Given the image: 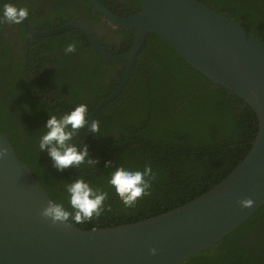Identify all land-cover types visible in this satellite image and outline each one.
<instances>
[{"label":"water","instance_id":"water-1","mask_svg":"<svg viewBox=\"0 0 264 264\" xmlns=\"http://www.w3.org/2000/svg\"><path fill=\"white\" fill-rule=\"evenodd\" d=\"M91 2L115 27L135 33L132 50L115 57L100 49L87 27L76 25L88 33L103 58L128 63L122 87L145 39L155 34L187 64L251 107L259 121L258 133L237 168L198 198L139 222L85 230L42 217L53 199L10 138L0 132V152H5L0 158V264H183L264 207V44L197 0H141L142 10L127 18L113 15L97 0ZM245 199L253 200V207L242 208L240 201Z\"/></svg>","mask_w":264,"mask_h":264},{"label":"trees","instance_id":"trees-1","mask_svg":"<svg viewBox=\"0 0 264 264\" xmlns=\"http://www.w3.org/2000/svg\"><path fill=\"white\" fill-rule=\"evenodd\" d=\"M198 1L207 7H231L234 16L243 17L255 14L263 5L262 0ZM146 42L151 48L150 64L136 71L129 96L122 98V108L110 115L100 134H94L86 145L88 158L97 162L94 166L85 162L58 171L47 151H39L40 137L32 145V160L15 134L0 130L10 135L20 159L53 201L69 211L65 188L75 179L83 177L94 189L109 194L105 207L110 211L90 221H70L82 229L135 223L187 204L230 175L250 152L258 133V118L242 99L212 83L157 35H149ZM44 128L45 124L37 130L42 134ZM113 130L117 134L102 143L105 131L112 134ZM109 161L111 165L106 166ZM145 166H150L154 175L150 195L125 207L108 184L110 175L117 167L143 171ZM262 214L264 207L234 233L183 264H264V254L253 240L241 239ZM262 247L264 250V239Z\"/></svg>","mask_w":264,"mask_h":264},{"label":"flooded vegetation","instance_id":"flooded-vegetation-1","mask_svg":"<svg viewBox=\"0 0 264 264\" xmlns=\"http://www.w3.org/2000/svg\"><path fill=\"white\" fill-rule=\"evenodd\" d=\"M10 2L18 8H27L29 14L21 25L0 24V130L15 134L23 151L29 153L33 160L35 151L32 145L41 135L37 129L46 124L49 114L59 116L80 103H86L89 107V128L80 129L79 135L74 138V142L80 143L83 149L95 136L89 130L92 122L98 121L102 128L110 115L122 108V98L129 96L136 71L140 70V66L145 69L150 64L151 48L145 46L149 36L137 53L129 79L122 87L128 63L110 62L103 58L88 33L76 25L87 27L100 49L115 57L125 56L132 50L135 44L133 30L115 27L91 0ZM97 2L120 18L131 17L142 10L141 0ZM262 2L255 14L245 17L234 16L231 7L212 4L209 8L248 31H255L251 33L264 42V0ZM62 28L66 29L53 34H38ZM72 42L77 43L76 51L65 54L64 48ZM152 44L155 46V42ZM141 75L144 76V73ZM12 82H15L14 86ZM120 89L121 92H118ZM112 96L111 101L96 111ZM4 134L10 136L6 132ZM116 134L115 130L112 134L105 131L102 143ZM241 239L243 242L253 240L259 247V253L264 254V214L260 215L253 228L243 233Z\"/></svg>","mask_w":264,"mask_h":264},{"label":"clouds","instance_id":"clouds-1","mask_svg":"<svg viewBox=\"0 0 264 264\" xmlns=\"http://www.w3.org/2000/svg\"><path fill=\"white\" fill-rule=\"evenodd\" d=\"M28 14L27 8H18L10 0H0V24L21 25L27 19ZM76 49L77 43L72 42L67 44L64 52L65 54L74 53ZM25 110H28L27 106ZM88 115L89 107L86 103H80L59 116L49 114L38 141V148L40 152L47 151L53 161V166L58 171L62 172L73 166L79 167L85 162L89 166L97 163L88 158L89 153L86 146L81 149L74 142L80 129L89 128ZM89 130L99 135L100 123L93 121ZM4 155L5 152H0V158ZM110 165L109 161L106 166ZM152 179L154 175L150 166H145L143 171L117 167L111 173L108 184L125 207H133L140 198L150 195ZM65 191L68 194L70 211L63 204L50 200L49 205L41 213L42 217L51 220L53 224L64 223L71 226L70 221L82 223L90 221L94 216L99 217L105 211H110V208L105 207L109 194L94 189L83 177L67 184ZM240 204L242 208L248 209L253 207L254 201L245 199L240 201ZM152 254H156L155 249L152 250Z\"/></svg>","mask_w":264,"mask_h":264}]
</instances>
